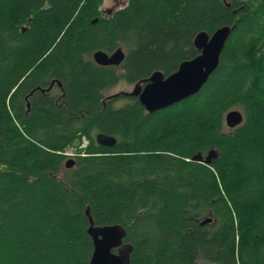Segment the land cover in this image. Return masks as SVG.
Segmentation results:
<instances>
[{
    "label": "trees",
    "instance_id": "16d2710c",
    "mask_svg": "<svg viewBox=\"0 0 264 264\" xmlns=\"http://www.w3.org/2000/svg\"><path fill=\"white\" fill-rule=\"evenodd\" d=\"M104 2L0 0V264H89L88 207L126 229L131 264H264V0ZM224 26L198 94L154 113L109 94L168 77ZM119 48V67L93 59ZM212 149L211 164L193 161Z\"/></svg>",
    "mask_w": 264,
    "mask_h": 264
},
{
    "label": "water",
    "instance_id": "95a60500",
    "mask_svg": "<svg viewBox=\"0 0 264 264\" xmlns=\"http://www.w3.org/2000/svg\"><path fill=\"white\" fill-rule=\"evenodd\" d=\"M231 31L230 26H224L211 36L206 32H200L194 40L195 47L200 51L197 57L182 62L178 70L168 77H165L161 72H155L149 78L137 83L132 92L120 94L137 97L149 113L168 108L198 94L218 68ZM125 57L126 54L122 48L112 54L97 51L93 55L97 64L116 67L124 62ZM243 120L244 115L238 109H234L226 115V124L230 129L241 125ZM96 141L98 145L106 148H113L117 144L115 137L103 133L96 136ZM217 157L218 151L212 149L206 157H203L202 153L195 155L193 161L211 164ZM74 164V159H68L65 166L71 168ZM86 216L90 223L88 234L92 238L94 246L89 264H131L134 246L125 242L126 229L119 224L95 225L89 207L86 210ZM208 222L210 219L204 220L202 224Z\"/></svg>",
    "mask_w": 264,
    "mask_h": 264
},
{
    "label": "rangeland",
    "instance_id": "374dc122",
    "mask_svg": "<svg viewBox=\"0 0 264 264\" xmlns=\"http://www.w3.org/2000/svg\"><path fill=\"white\" fill-rule=\"evenodd\" d=\"M126 4H127V0H105L104 5H103V10L106 13H112L116 11L117 9L125 6ZM133 89H134V85L121 83L118 86H116L114 89H112L109 92V94H116V93H121V92H132ZM55 91L59 92V89L56 88ZM124 102L125 101H122L120 103L122 104ZM88 144H89V141L86 138H83L81 149L86 148ZM64 154H66L69 157L68 159H74L76 155H78V150L75 147L70 146L64 151ZM82 155H85V154L83 153ZM199 264H205V263L201 261Z\"/></svg>",
    "mask_w": 264,
    "mask_h": 264
},
{
    "label": "bare ground",
    "instance_id": "6f19581e",
    "mask_svg": "<svg viewBox=\"0 0 264 264\" xmlns=\"http://www.w3.org/2000/svg\"><path fill=\"white\" fill-rule=\"evenodd\" d=\"M102 8H103V7H102ZM45 88H46V87H45ZM57 89H58V88H57ZM57 92H58V91H57ZM57 92H56V93H57Z\"/></svg>",
    "mask_w": 264,
    "mask_h": 264
},
{
    "label": "flooded vegetation",
    "instance_id": "af4514ba",
    "mask_svg": "<svg viewBox=\"0 0 264 264\" xmlns=\"http://www.w3.org/2000/svg\"><path fill=\"white\" fill-rule=\"evenodd\" d=\"M49 91V90H48Z\"/></svg>",
    "mask_w": 264,
    "mask_h": 264
}]
</instances>
